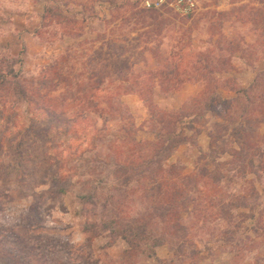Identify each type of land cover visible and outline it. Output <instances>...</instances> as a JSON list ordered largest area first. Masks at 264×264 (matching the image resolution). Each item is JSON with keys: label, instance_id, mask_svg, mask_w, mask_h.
Here are the masks:
<instances>
[{"label": "rangeland", "instance_id": "rangeland-1", "mask_svg": "<svg viewBox=\"0 0 264 264\" xmlns=\"http://www.w3.org/2000/svg\"><path fill=\"white\" fill-rule=\"evenodd\" d=\"M143 1L0 0V62L14 66L20 80L0 92V264H121L126 241L108 231L89 242L84 227L89 218L101 222L109 194L127 220L145 212L140 182L120 185L114 169L141 164L160 136L181 129L186 140L165 163L199 177L182 213L189 230L156 247L141 241L131 261L264 264V235L243 207L254 186L257 215L264 207V172L257 167L264 161V119L251 143L254 167L239 174L224 164L238 147L233 126L216 131L226 119L208 106L214 100L226 114L227 102L231 116L242 114L247 100L239 88L250 89L264 71V0H196L188 14L148 9ZM171 71L190 82L162 87ZM150 103L180 111L179 122L157 124ZM212 132L222 135L216 162ZM207 168L209 175L200 176ZM219 175L216 184L212 177ZM93 187L102 200L90 205L82 197ZM159 233L153 228V236Z\"/></svg>", "mask_w": 264, "mask_h": 264}, {"label": "trees", "instance_id": "trees-1", "mask_svg": "<svg viewBox=\"0 0 264 264\" xmlns=\"http://www.w3.org/2000/svg\"><path fill=\"white\" fill-rule=\"evenodd\" d=\"M198 61H207V58L202 57L201 60ZM179 67L180 66L177 68L178 70ZM187 67L188 69L194 68L191 64ZM207 67L208 66L201 65L200 69L205 70ZM196 68L198 69L199 67H195V69ZM163 72L164 71H159L157 72V75L163 76ZM190 78V76L184 75L181 71L180 73L179 71H171V73H167L165 79L162 78V87L163 84H165L167 86H171V88H179L190 82ZM209 79L211 83L214 82L212 77ZM201 80L208 82V78L205 76ZM19 84L20 80L16 74L14 66L12 67L11 64L7 62L3 63L1 61L0 92L8 93V91L11 90L10 88H12L11 85L19 86ZM205 89L204 92L208 91V85ZM239 89L240 90L238 91L244 94L247 100V102L243 105L242 114L239 116H231L229 110L230 103L227 102H224V105H228L226 114L220 110L214 109V100L213 102H208V106L212 111L209 107L208 109L212 112V114H216V116L218 115L223 119H226L223 123H216V126L214 127L216 131H228L230 126H233L230 134L231 138L234 139V142L238 147H233L231 159L224 162V164L232 166L234 169H238L237 172L239 174H244L246 172L244 169H246L247 166L251 168L254 167L255 160L249 156L251 152V143L254 137L258 135V131L256 130L258 128V121H260V118L264 119V71L258 73V76L251 84L250 89L243 87ZM12 90L14 91L15 89ZM17 92H19L20 96L22 95V97L25 98V90L19 89ZM204 92L202 91L197 97L192 98L191 103L194 104L199 102V98L202 97V93ZM145 94L146 93L142 91V96L144 98L146 97ZM145 100L149 101L150 99L145 98ZM91 105L95 106L98 105V103H94L93 101ZM211 107H213V109ZM180 113V111H164L156 108L155 105L150 103V114L152 115V119H156L155 122L157 124H163L164 122H168L172 125L176 122L177 124L181 118ZM256 113L261 115L256 117ZM80 117H84L86 119L88 115L87 113H83L80 114ZM163 135L164 136H160V140L154 143L156 147H159H157L153 156L143 159L141 164L138 165L134 163L135 161L128 164L120 163L114 169V175L120 180V185H128L133 181L140 182V186L143 188L142 196L144 197V202L147 204L145 212L136 218L127 220V218L122 216L117 211L118 201L115 195L109 194L105 197V202L102 203L104 214L101 222L91 221V218H89L88 223L84 227L85 234L89 242L94 237L108 231L112 233V235L121 236L128 244V249H126L123 253V260L121 264H135L131 260L137 255V249H139L141 241H152V243L148 245L156 247L162 245L168 239L170 240L173 237H177L179 235V231L183 233V231L188 232L189 230L188 226L181 222L182 213L189 210L190 202L193 199L190 192L191 190L197 189L199 177L198 175H184L182 173V169L178 165H166L165 163L170 152H172L178 145L185 142L186 139L183 130L181 129L178 133L171 131ZM219 136L222 138V135L219 134L215 136L212 132V155L214 153L213 148L220 138ZM228 141H230V139ZM212 160L213 162H216L214 155L212 156ZM217 164L221 165V163ZM257 167L262 170L261 172H264V161L259 160ZM208 170L209 169L207 168L205 171H202V175L200 172V176L209 175ZM216 171L217 170H215L214 173H216ZM212 178L215 180L216 184H219L222 180L220 175ZM145 181L148 183L143 186L142 182ZM85 191L86 192L82 197L84 202L93 205L95 201L102 200V196H99V192L96 187L85 188ZM251 200L254 203H252ZM243 204V207L249 206L251 211L249 216L255 219L256 223L254 230L257 229V232L264 235V207L261 209L260 215H257L256 209L260 202L255 186L253 187V193L245 196ZM234 206L238 205H232V207ZM247 215L248 214H245V216ZM150 228H152V230ZM153 228L159 230L161 233L158 235L154 234L153 236ZM258 229L261 231H258ZM192 254L196 256L199 253L196 250Z\"/></svg>", "mask_w": 264, "mask_h": 264}, {"label": "built area", "instance_id": "built-area-1", "mask_svg": "<svg viewBox=\"0 0 264 264\" xmlns=\"http://www.w3.org/2000/svg\"><path fill=\"white\" fill-rule=\"evenodd\" d=\"M143 2L148 9L171 7L183 14L190 13L196 6V0H144Z\"/></svg>", "mask_w": 264, "mask_h": 264}]
</instances>
